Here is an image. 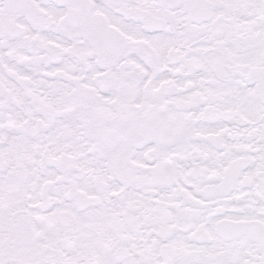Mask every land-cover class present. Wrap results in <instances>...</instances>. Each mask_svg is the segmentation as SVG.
Returning a JSON list of instances; mask_svg holds the SVG:
<instances>
[{"label":"snow or ice","instance_id":"1","mask_svg":"<svg viewBox=\"0 0 264 264\" xmlns=\"http://www.w3.org/2000/svg\"><path fill=\"white\" fill-rule=\"evenodd\" d=\"M0 264H264V0H0Z\"/></svg>","mask_w":264,"mask_h":264}]
</instances>
